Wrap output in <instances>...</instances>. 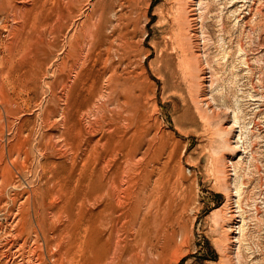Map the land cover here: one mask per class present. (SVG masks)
<instances>
[{
  "label": "rangeland",
  "instance_id": "1",
  "mask_svg": "<svg viewBox=\"0 0 264 264\" xmlns=\"http://www.w3.org/2000/svg\"><path fill=\"white\" fill-rule=\"evenodd\" d=\"M234 1L201 0L210 120L174 0H0V264H264V0Z\"/></svg>",
  "mask_w": 264,
  "mask_h": 264
},
{
  "label": "bare ground",
  "instance_id": "2",
  "mask_svg": "<svg viewBox=\"0 0 264 264\" xmlns=\"http://www.w3.org/2000/svg\"><path fill=\"white\" fill-rule=\"evenodd\" d=\"M239 2H243V1L242 0L234 1L235 4ZM110 4L111 3L103 5L102 7H99L98 9L95 10L96 14L93 13V16L95 14L94 17L96 18V20L92 19V21L94 20V22H96L95 24L97 27V32L100 33V31H102V34L100 38L98 39L99 47L102 48L101 50H106V49L109 50L108 37L107 35H103V31L107 28V25L110 22V19L108 18V14L111 12V9L113 6L112 4L111 5ZM174 4H175V7L172 9V12L174 13L173 14V25L176 27L173 31H171V39L174 45L176 55L178 59H180V62L182 63L180 64L182 66L184 65V67L186 68L185 72H188L187 74L189 78H191L198 111L202 112L201 114H203L205 117H207L210 120L215 119L217 118L219 113L217 112L215 108H213L212 100L207 97L205 93V89H204L205 86H207L206 82L208 81L209 78H211V76L209 75L207 76V74L208 73L211 74L213 72V68L211 66V60L208 57V54L206 51L207 44H206L205 35L203 32L204 30L202 28V25H200L203 20V15L201 14V10H203L202 2L201 0H198V1L196 0H174ZM245 6H246V3L244 5H240V7L237 8V11H235V13L239 12L238 16H240L242 15L244 9L246 10L248 9L250 12H253L255 10L252 4L247 5V7ZM94 22H91V23L94 24ZM87 30L89 31V29ZM122 43L123 45L131 46V40L129 39L127 35L122 36ZM106 46L107 48L104 49ZM102 52L103 53H101L102 55H101L100 60H104L105 51H102ZM227 53L230 54V51L227 50ZM105 60L107 59L105 58ZM172 66L173 65L166 64L165 69L167 71H172ZM102 76L105 77L106 81L110 83L109 88H108L109 92L112 91L113 93L114 92L116 93L117 91H120L122 93H126V94H123V97L120 96V98H122L124 102H128L131 99L132 95H135L134 93H132V95L129 94L131 76H129V74H127V72L123 71L122 69H119L118 65H111ZM81 80H78L79 83H82ZM75 81H73L72 83L74 84ZM83 83H84V79H83ZM102 93H105V92H103V90L101 91V89L99 91L97 90L98 96H101ZM117 100L121 101L119 97L117 98ZM204 104L206 108L203 106ZM234 114L236 115L234 119L235 127L239 126L242 131V124H241L238 112L234 111ZM144 139L145 138H143V141ZM141 145H144L142 141L139 144L138 149L142 148L140 147ZM219 175H221V180L223 181V184L225 186H228L229 176L231 175V173L229 174V169L225 165H223V168L221 169V173ZM237 196L240 197L239 190H237ZM237 203H239V200H237ZM238 264H242V261L239 262Z\"/></svg>",
  "mask_w": 264,
  "mask_h": 264
}]
</instances>
